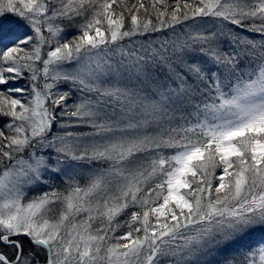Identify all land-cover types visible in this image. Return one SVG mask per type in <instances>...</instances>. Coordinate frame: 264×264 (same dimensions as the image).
Here are the masks:
<instances>
[{
	"label": "snow or ice",
	"instance_id": "6c2138e0",
	"mask_svg": "<svg viewBox=\"0 0 264 264\" xmlns=\"http://www.w3.org/2000/svg\"><path fill=\"white\" fill-rule=\"evenodd\" d=\"M0 117V264H264V0H0Z\"/></svg>",
	"mask_w": 264,
	"mask_h": 264
},
{
	"label": "trees",
	"instance_id": "16d2710c",
	"mask_svg": "<svg viewBox=\"0 0 264 264\" xmlns=\"http://www.w3.org/2000/svg\"><path fill=\"white\" fill-rule=\"evenodd\" d=\"M129 2H132V0H129ZM145 3H147V0H145ZM66 30L68 31V35H71L72 33L75 32V28L74 27H65V33ZM166 35H171L170 30H168L166 33ZM157 36L159 35V33L156 34ZM27 75V74H26ZM28 84V81L26 79H20L14 82V84L12 86H20V87H25ZM14 98H16L17 96H23L25 95L26 97H28V93H24V94H20V93H16V94H12ZM26 99V98H25ZM23 99V101L25 100ZM9 118L7 117H0V127H3L5 122L8 120ZM217 173L219 174V169L217 170Z\"/></svg>",
	"mask_w": 264,
	"mask_h": 264
},
{
	"label": "rangeland",
	"instance_id": "374dc122",
	"mask_svg": "<svg viewBox=\"0 0 264 264\" xmlns=\"http://www.w3.org/2000/svg\"><path fill=\"white\" fill-rule=\"evenodd\" d=\"M66 34H68V31L66 30ZM14 94H16V93H14ZM28 96V95H27ZM16 98H22V99H25L24 100V102H27V100L28 99H30V97L28 96V97H26L25 95H23V96H17ZM83 182V181H82ZM56 186L57 187H60V188H63V184L59 181V180H57L56 181ZM49 190V188L47 187V186H41L40 188H37V189H34V191L33 192H30L29 193V196H31V195H35V194H39L40 192H43V191H48Z\"/></svg>",
	"mask_w": 264,
	"mask_h": 264
}]
</instances>
